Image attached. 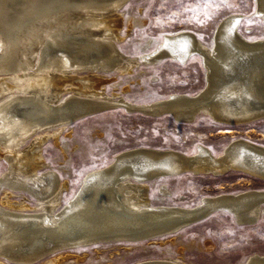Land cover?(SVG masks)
I'll use <instances>...</instances> for the list:
<instances>
[{
  "label": "bare ground",
  "instance_id": "6f19581e",
  "mask_svg": "<svg viewBox=\"0 0 264 264\" xmlns=\"http://www.w3.org/2000/svg\"><path fill=\"white\" fill-rule=\"evenodd\" d=\"M125 1L0 0V159L7 162L0 173V256L33 262L60 251L44 264H64L75 246L156 242L216 210L232 213L239 223H253L262 213L264 189L203 195L191 205L153 203L149 194V181L188 171L222 176L234 170L264 179V145L243 137L229 140L220 154L202 144L189 154L152 146L120 150L109 163L86 171L62 202L68 180L50 166L43 145L52 139L65 155L60 133L79 118L118 106L151 116L169 113L179 121L203 113L226 125L264 117V37L243 35V14L222 17L210 43L181 29L132 56L116 44ZM255 1L254 14L264 19V0ZM195 54L205 84L193 94L133 102L103 88L108 79L100 71L130 73L139 64L167 57L184 63ZM82 69L86 76L78 74ZM157 190L159 199L171 195L164 183ZM131 264L190 262L165 255ZM243 264H264V254L253 253Z\"/></svg>",
  "mask_w": 264,
  "mask_h": 264
},
{
  "label": "rangeland",
  "instance_id": "374dc122",
  "mask_svg": "<svg viewBox=\"0 0 264 264\" xmlns=\"http://www.w3.org/2000/svg\"><path fill=\"white\" fill-rule=\"evenodd\" d=\"M255 7V0H126L119 7L121 39L116 44L127 55H139L157 47L165 33L181 29L210 43L214 27L228 13L244 15L239 30L245 37H264V19L254 14ZM246 27L251 31L244 32ZM99 73L108 79L103 84L107 94L116 92L133 102H149L167 97L171 92L193 94L205 84V68L197 54L184 63L167 57L154 63L139 64L130 73L121 74L116 70ZM78 74L86 76L88 71L82 69ZM224 129L228 130L224 132ZM234 137L264 145V117L250 123L226 125L203 113L192 121H179L169 113L151 116L118 106L68 124L59 137L61 143H66L65 155L52 139L44 143L43 154L50 166L59 170L61 178L68 180L69 187L62 195L64 202L75 192L86 171L109 163L120 150L152 146L174 148L189 154L202 144L214 154H220ZM29 142L30 139L24 145ZM6 166L7 162L0 159V173ZM158 183H164L171 195L159 199ZM148 185L153 203L191 205L203 195L247 188L264 189V179L234 170L222 176L188 171L149 181ZM147 240L75 246L68 249L70 256L64 264H131L165 255H181L190 264H243L253 253L264 254V205L260 217L253 223H239L232 213L216 210L173 234L162 236L159 241ZM206 243L210 246L206 247ZM126 244L131 247L126 249ZM55 253L45 258L53 257ZM73 255L84 257L78 259ZM45 258L32 262L0 256V263L44 264Z\"/></svg>",
  "mask_w": 264,
  "mask_h": 264
},
{
  "label": "water",
  "instance_id": "95a60500",
  "mask_svg": "<svg viewBox=\"0 0 264 264\" xmlns=\"http://www.w3.org/2000/svg\"><path fill=\"white\" fill-rule=\"evenodd\" d=\"M208 215V214H207ZM206 216V215H205Z\"/></svg>",
  "mask_w": 264,
  "mask_h": 264
}]
</instances>
